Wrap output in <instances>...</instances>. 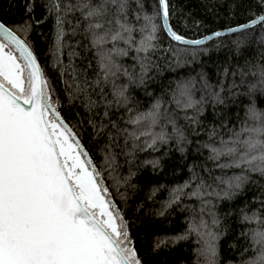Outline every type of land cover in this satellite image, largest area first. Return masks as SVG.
<instances>
[{"label":"snow or ice","instance_id":"obj_1","mask_svg":"<svg viewBox=\"0 0 264 264\" xmlns=\"http://www.w3.org/2000/svg\"><path fill=\"white\" fill-rule=\"evenodd\" d=\"M230 10L246 22L214 30L173 0H26L0 16V264H144L131 181L138 154L161 150L143 164L172 158L187 176L158 213H190L171 239L194 235V264H222L219 209L232 202L238 264H264V199L251 212L237 203L264 180V0ZM193 27L210 34L189 39Z\"/></svg>","mask_w":264,"mask_h":264},{"label":"trees","instance_id":"obj_2","mask_svg":"<svg viewBox=\"0 0 264 264\" xmlns=\"http://www.w3.org/2000/svg\"><path fill=\"white\" fill-rule=\"evenodd\" d=\"M26 0H0V16H5L9 11L16 16H19L23 12ZM39 3V0H36ZM178 7H182L185 13H191L192 16L203 21L204 25L212 29L222 30L229 25L235 26L237 23H245L247 20V14L237 12L232 14L231 2L232 0H173ZM255 4L256 0H252ZM11 5V8H10ZM42 10L37 8L36 15L39 16ZM8 17H6L7 19ZM191 26V20H189ZM46 25L43 29L37 31H47ZM209 34L203 29L191 28L187 32V38L198 39L204 35ZM139 38V37H137ZM234 38V37H233ZM163 46L167 47V39H163ZM36 53L40 57L41 63H45V56L48 52V44L43 37L35 39ZM216 55H223L221 53H213ZM50 60V58H48ZM126 63H130V60H126ZM167 74V73H166ZM140 97H143L141 92ZM258 107L264 108V104L257 103ZM79 109H68L65 111L75 112ZM209 111H211L209 109ZM242 114V113H241ZM70 119L72 117H69ZM183 123V121H181ZM90 131V129H88ZM227 138V137H225ZM90 137L85 134L84 143L87 144ZM202 139H207V136H203ZM163 150L159 152H142L138 154L137 165L139 167L133 168L137 174L132 178V183L137 185L135 192L130 191L129 210L127 215L129 219L135 220V225L132 228L134 239L139 255L144 258V264H194L196 260L195 249L198 247L196 244V237L194 235L189 236L186 240H173L172 237L183 235L187 232L188 224L187 218L190 216L188 211H181L179 207L168 209L164 212V215L158 213L162 210V202L167 199V189L175 186L177 183H183L187 176L181 173L179 169L175 167V162L172 158H166L161 161L162 167L153 170L151 164H143L145 160H152L157 156H162ZM204 155H207L205 150ZM178 159L179 153L174 154ZM191 162V160H189ZM121 163L123 158L121 157ZM186 169L184 172L186 173ZM123 175L128 174L127 166L121 170ZM229 175L231 172L228 173ZM258 179L254 176L253 180ZM260 184H264V180L260 181ZM260 184L250 183L246 186L245 193L242 197L237 198L239 206H243L247 201L249 205V211L259 209L260 199H264L261 192L264 191L260 187ZM160 185L165 187L156 192V194L149 199L151 190L159 188ZM143 204L144 207L137 212V205ZM232 202L224 201L221 203L220 216L221 224L217 229L221 233L219 240V252L220 260L222 264H238L240 259V251H242L241 245L244 244V238L240 237L241 231L244 229V225L240 223L239 216L237 214L225 215L228 212V206ZM124 205L121 204V208ZM157 238L166 240V243L158 250L153 251L154 243ZM235 244L236 248L230 246ZM239 249V250H237ZM251 252V249H249ZM248 257L245 256V259Z\"/></svg>","mask_w":264,"mask_h":264},{"label":"water","instance_id":"obj_3","mask_svg":"<svg viewBox=\"0 0 264 264\" xmlns=\"http://www.w3.org/2000/svg\"><path fill=\"white\" fill-rule=\"evenodd\" d=\"M223 30V29H222ZM210 34V33H209ZM208 35V34H207ZM200 38H202V37H200Z\"/></svg>","mask_w":264,"mask_h":264}]
</instances>
